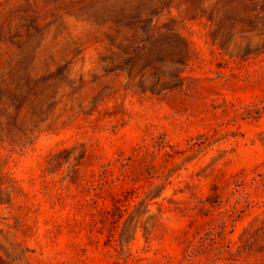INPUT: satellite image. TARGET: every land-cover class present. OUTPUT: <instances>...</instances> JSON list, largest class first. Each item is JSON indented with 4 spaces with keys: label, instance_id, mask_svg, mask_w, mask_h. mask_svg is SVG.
Listing matches in <instances>:
<instances>
[{
    "label": "rangeland",
    "instance_id": "374dc122",
    "mask_svg": "<svg viewBox=\"0 0 264 264\" xmlns=\"http://www.w3.org/2000/svg\"><path fill=\"white\" fill-rule=\"evenodd\" d=\"M0 264H264V0H0Z\"/></svg>",
    "mask_w": 264,
    "mask_h": 264
}]
</instances>
